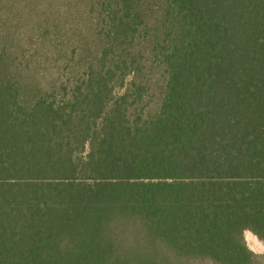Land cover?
Listing matches in <instances>:
<instances>
[{"label":"trees","instance_id":"obj_1","mask_svg":"<svg viewBox=\"0 0 264 264\" xmlns=\"http://www.w3.org/2000/svg\"><path fill=\"white\" fill-rule=\"evenodd\" d=\"M246 232L264 0H0V264H261Z\"/></svg>","mask_w":264,"mask_h":264},{"label":"rangeland","instance_id":"obj_2","mask_svg":"<svg viewBox=\"0 0 264 264\" xmlns=\"http://www.w3.org/2000/svg\"><path fill=\"white\" fill-rule=\"evenodd\" d=\"M24 76L25 79H27V77H30L32 75L31 73L27 74L26 72L24 73ZM40 77L41 76H35V78L38 79V81L50 80L48 76H46V78H40ZM245 239L249 249L253 251L255 254L259 255L261 259L260 260L261 264H264V240L259 239L257 236H255L250 232H246Z\"/></svg>","mask_w":264,"mask_h":264}]
</instances>
